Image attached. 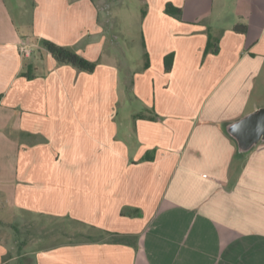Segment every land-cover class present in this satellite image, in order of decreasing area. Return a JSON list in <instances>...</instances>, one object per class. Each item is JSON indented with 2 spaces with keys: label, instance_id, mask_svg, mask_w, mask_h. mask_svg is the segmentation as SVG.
Returning a JSON list of instances; mask_svg holds the SVG:
<instances>
[{
  "label": "crops",
  "instance_id": "crops-1",
  "mask_svg": "<svg viewBox=\"0 0 264 264\" xmlns=\"http://www.w3.org/2000/svg\"><path fill=\"white\" fill-rule=\"evenodd\" d=\"M139 1L144 61L124 77L104 4L75 0L57 38L34 4L26 37L0 6V225L69 226L10 258L0 242V264H264V141L240 153L227 131L264 108V0Z\"/></svg>",
  "mask_w": 264,
  "mask_h": 264
},
{
  "label": "rangeland",
  "instance_id": "rangeland-1",
  "mask_svg": "<svg viewBox=\"0 0 264 264\" xmlns=\"http://www.w3.org/2000/svg\"><path fill=\"white\" fill-rule=\"evenodd\" d=\"M77 1V0H76ZM96 3L104 4V11L108 18H111V28L113 31V40L118 47L119 57L117 63L121 69V76H126V70L129 65H138L144 61L142 56V35H141V17L142 10L139 0H94ZM75 0H0V6L7 7L10 16L15 23L18 33L22 36H30L28 22L30 20V9L32 4L39 7L37 10L38 25L36 31L46 37H58V31L54 27L62 20ZM0 18H5L3 13ZM56 20V21H55ZM41 21H44L41 23ZM56 22V23H55ZM27 25V26H26ZM48 41H51L50 39ZM52 42V41H51ZM33 51L37 52L35 47ZM24 56V55H23ZM141 61V62H140ZM68 224H54L39 218L18 216L17 220L5 221L0 225V242L7 244L11 253L7 257L18 253V245L23 241H32L36 237H41L47 233L46 230L52 228H66ZM44 227H47L45 229ZM69 227V226H68ZM72 238L68 234L65 238L47 243V246L59 242H68ZM78 238L77 240H80ZM18 241V244H17ZM46 245V244H45Z\"/></svg>",
  "mask_w": 264,
  "mask_h": 264
},
{
  "label": "water",
  "instance_id": "water-1",
  "mask_svg": "<svg viewBox=\"0 0 264 264\" xmlns=\"http://www.w3.org/2000/svg\"><path fill=\"white\" fill-rule=\"evenodd\" d=\"M229 134L238 143L240 153H248L264 141V108L254 111L227 127Z\"/></svg>",
  "mask_w": 264,
  "mask_h": 264
},
{
  "label": "trees",
  "instance_id": "trees-1",
  "mask_svg": "<svg viewBox=\"0 0 264 264\" xmlns=\"http://www.w3.org/2000/svg\"><path fill=\"white\" fill-rule=\"evenodd\" d=\"M167 13L171 14L172 13V5L168 4L167 5ZM177 14H180V11H177ZM237 31L245 32L246 27L241 26V27H236ZM42 44L46 47V49L49 51V53L52 55V57L58 62L62 64H69L72 65L80 70L87 71L89 73H92L95 71L97 67V63L91 62L87 59H85L83 56L78 54L77 52L73 51L72 49L65 47V46H60L57 45L54 42L48 41V40H43ZM173 59V56H170L167 58V70L169 71L171 69V61ZM124 238H115L112 241L114 242H124Z\"/></svg>",
  "mask_w": 264,
  "mask_h": 264
},
{
  "label": "built area",
  "instance_id": "built-area-1",
  "mask_svg": "<svg viewBox=\"0 0 264 264\" xmlns=\"http://www.w3.org/2000/svg\"><path fill=\"white\" fill-rule=\"evenodd\" d=\"M21 53L26 56V57H30L31 56V53L32 51L29 49V46H28V42L27 41H23L21 43Z\"/></svg>",
  "mask_w": 264,
  "mask_h": 264
}]
</instances>
